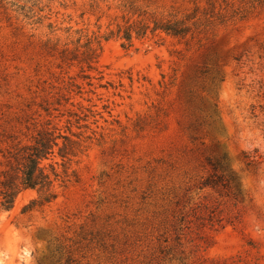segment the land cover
<instances>
[{
  "label": "rangeland",
  "instance_id": "obj_1",
  "mask_svg": "<svg viewBox=\"0 0 264 264\" xmlns=\"http://www.w3.org/2000/svg\"><path fill=\"white\" fill-rule=\"evenodd\" d=\"M131 1L0 0V171L40 129L83 140L52 202L0 209V264H264V0Z\"/></svg>",
  "mask_w": 264,
  "mask_h": 264
},
{
  "label": "trees",
  "instance_id": "obj_2",
  "mask_svg": "<svg viewBox=\"0 0 264 264\" xmlns=\"http://www.w3.org/2000/svg\"><path fill=\"white\" fill-rule=\"evenodd\" d=\"M123 6L128 10L134 8L131 0H123ZM219 19L220 23H225L228 20L223 14L219 16ZM153 24V33L161 31L175 36H186L198 29H209L214 22L212 19L197 17V12H195L182 16L179 13L171 14L168 19H154ZM149 28L150 23L146 21L117 25V29L111 31L105 38L116 36L123 40L122 46L124 48L130 49L134 46V33L138 37H143ZM84 47L86 48L84 53L87 59L93 62V59L97 57L96 49L92 47L91 41L86 42ZM64 52L66 55L67 50L65 49ZM60 138H64L65 141L55 153ZM70 140L66 135H56L55 131L43 128L32 137L31 143L17 142L9 146L7 152H3L7 168L0 171V209H12L18 194L26 189L36 190L38 197L25 205L24 211L52 202L57 197L55 182L60 180L64 182L71 175H75V170L69 173L70 163L73 157L83 149V140ZM55 155L60 156L63 161L61 170L58 161L45 163V160L53 159L54 157L51 156Z\"/></svg>",
  "mask_w": 264,
  "mask_h": 264
}]
</instances>
